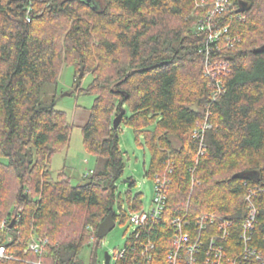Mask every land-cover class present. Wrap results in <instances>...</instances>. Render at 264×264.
Listing matches in <instances>:
<instances>
[{
    "label": "trees",
    "instance_id": "1",
    "mask_svg": "<svg viewBox=\"0 0 264 264\" xmlns=\"http://www.w3.org/2000/svg\"><path fill=\"white\" fill-rule=\"evenodd\" d=\"M241 1L230 0L217 16L232 41L212 43L207 64L209 31L201 20L213 0L205 7L196 0H0V243L15 255L0 264H83L87 246H94L95 263L97 229L114 208L126 167L114 127L122 107L121 123L151 154L146 174L154 179L170 166L173 172L162 218L130 235L117 264H132L150 240L162 258L172 219L186 214L193 222L204 212L229 218L231 238L242 245L245 191L264 186V50H257L264 47V0H243L244 11ZM212 62L227 68L211 76ZM64 65L75 68L77 94L95 96L83 145L102 162L76 185L65 167L56 177L52 171L53 156L70 145L73 123L55 96L42 99ZM251 170L259 179L234 177ZM127 201L130 212L120 199L116 221L143 208V193L129 190ZM257 203L254 242L264 245V192ZM210 232L222 230L209 225L206 245ZM35 236L48 239L42 253L28 249Z\"/></svg>",
    "mask_w": 264,
    "mask_h": 264
},
{
    "label": "built area",
    "instance_id": "2",
    "mask_svg": "<svg viewBox=\"0 0 264 264\" xmlns=\"http://www.w3.org/2000/svg\"><path fill=\"white\" fill-rule=\"evenodd\" d=\"M213 8L210 9L205 19L201 20V28L207 29L208 45L206 59L210 64L209 55L212 53V43L216 47L221 48L219 41L222 37L228 44L232 41L231 36L227 34L229 26L217 20V16L221 15L231 8L230 0H213ZM197 7H205L209 4L208 0H196ZM209 59V60H208ZM215 64V63H214ZM207 65V74H213L215 68L225 70V64L216 63V66ZM218 87L221 89L220 81L217 80ZM220 89H216L214 94H218ZM210 125L208 123L201 128L204 131ZM200 134L197 133V136ZM173 172V167H169L163 174H156L154 178L155 195L152 199L149 209L141 208L135 210L130 215V221L134 225L133 234L139 228H143L149 223H155L160 220L166 209L168 192L171 185L169 173ZM261 192H264V186L258 184L256 186H248L244 200L246 202V217L243 220V226L239 234L242 245L236 244L232 236L233 221L216 212H207L200 214L195 221H191L187 214L176 216L172 219L173 225L172 236L170 237V245L166 254L161 258L155 252L156 243L149 241L141 243V256H138L132 264H264V245L263 242H254V229L257 223L258 203L257 199ZM192 222L197 229L196 234H192ZM209 225H217L222 233L217 235L210 232V243L205 244L203 232L207 231ZM6 226L3 222L2 227ZM48 239L42 236H35L30 242L28 249L42 253ZM253 241V242H252ZM27 249V250H28ZM26 250V251H27ZM126 253V246L121 250L113 251L110 264H117L118 260ZM15 258V255L7 252L6 245L0 243V260H8ZM38 264H44L37 261ZM95 264V263H92ZM105 264L106 259H105Z\"/></svg>",
    "mask_w": 264,
    "mask_h": 264
},
{
    "label": "rangeland",
    "instance_id": "3",
    "mask_svg": "<svg viewBox=\"0 0 264 264\" xmlns=\"http://www.w3.org/2000/svg\"><path fill=\"white\" fill-rule=\"evenodd\" d=\"M101 4L103 0H99ZM92 80V74L89 73L81 82L86 87ZM75 86V68L72 65H64L57 85H46L43 90L44 101L57 98L56 105L64 109L69 114V119L73 123L71 141L68 148L56 153L52 159V171L56 177L63 167L70 176L73 184L85 182V174L90 173L91 169H100L102 162L98 161L93 155L87 153L83 145L82 125L89 118L90 108L94 103L93 94H77ZM121 146L125 154L126 167L123 176L118 182L117 199L114 205L115 211L120 214V199L123 201V207L128 212L127 194L131 190L133 194L143 193V208L149 209L152 199L155 195L154 179L146 174L150 164L151 154L149 150L138 143L134 130L125 123L120 125ZM144 142V139L141 138ZM128 180V181H126ZM130 180L136 183L131 185ZM4 222V221H3ZM3 225V223H2ZM134 225L129 219L122 220L119 217L115 227L104 237L99 238V244L96 249L95 264H105V252L110 254L113 251L124 248L127 239L134 231ZM94 246L84 248L80 261L83 264H92Z\"/></svg>",
    "mask_w": 264,
    "mask_h": 264
},
{
    "label": "water",
    "instance_id": "4",
    "mask_svg": "<svg viewBox=\"0 0 264 264\" xmlns=\"http://www.w3.org/2000/svg\"><path fill=\"white\" fill-rule=\"evenodd\" d=\"M249 8L248 2L246 1H241L240 2V11H244L246 9ZM258 51L260 50H264V47H261L259 49H257ZM127 109L122 107L121 111L118 113V115L114 118V127L118 128L123 120L124 115L126 114ZM259 171L258 170H251V171H241V172H237L236 174H234V177L238 178H252V179H259ZM128 181V180H126ZM13 225V222L11 224V226ZM116 225V220H115V210L114 208L111 207L110 212L108 213V215L104 218V220L99 224V227L97 229V236L99 238L104 237L105 235H107ZM105 259H106V263L110 264V260H111V255L110 253L107 251L105 252Z\"/></svg>",
    "mask_w": 264,
    "mask_h": 264
},
{
    "label": "bare ground",
    "instance_id": "5",
    "mask_svg": "<svg viewBox=\"0 0 264 264\" xmlns=\"http://www.w3.org/2000/svg\"><path fill=\"white\" fill-rule=\"evenodd\" d=\"M26 19H27V21H31V19H32V14H31L30 9L27 10ZM129 220H130V217H129Z\"/></svg>",
    "mask_w": 264,
    "mask_h": 264
}]
</instances>
